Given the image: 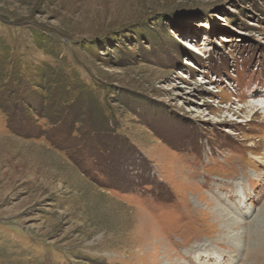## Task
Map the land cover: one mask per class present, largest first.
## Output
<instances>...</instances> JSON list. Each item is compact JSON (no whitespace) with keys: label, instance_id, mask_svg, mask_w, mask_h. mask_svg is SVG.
<instances>
[{"label":"rangeland","instance_id":"rangeland-1","mask_svg":"<svg viewBox=\"0 0 264 264\" xmlns=\"http://www.w3.org/2000/svg\"><path fill=\"white\" fill-rule=\"evenodd\" d=\"M258 90L264 0H0V264H264Z\"/></svg>","mask_w":264,"mask_h":264},{"label":"bare ground","instance_id":"bare-ground-1","mask_svg":"<svg viewBox=\"0 0 264 264\" xmlns=\"http://www.w3.org/2000/svg\"><path fill=\"white\" fill-rule=\"evenodd\" d=\"M255 91V90H254ZM254 94H259V96H254ZM249 99H252V100H247V103H249L248 107H250L255 113L261 111V110H264V104L260 105L259 103L257 102H262L264 103V92H261L260 90L254 92V93H251ZM257 101V102H255Z\"/></svg>","mask_w":264,"mask_h":264}]
</instances>
